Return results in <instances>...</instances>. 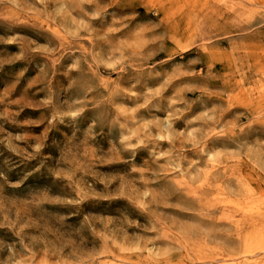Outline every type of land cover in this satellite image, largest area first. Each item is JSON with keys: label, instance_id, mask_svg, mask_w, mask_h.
Here are the masks:
<instances>
[{"label": "rangeland", "instance_id": "1", "mask_svg": "<svg viewBox=\"0 0 264 264\" xmlns=\"http://www.w3.org/2000/svg\"><path fill=\"white\" fill-rule=\"evenodd\" d=\"M0 264H264V0H0Z\"/></svg>", "mask_w": 264, "mask_h": 264}]
</instances>
